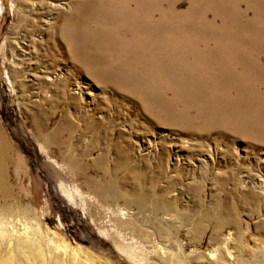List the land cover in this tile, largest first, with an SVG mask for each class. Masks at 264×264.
I'll list each match as a JSON object with an SVG mask.
<instances>
[{"label":"rangeland","instance_id":"1","mask_svg":"<svg viewBox=\"0 0 264 264\" xmlns=\"http://www.w3.org/2000/svg\"><path fill=\"white\" fill-rule=\"evenodd\" d=\"M1 150L0 264H264V0H0Z\"/></svg>","mask_w":264,"mask_h":264},{"label":"bare ground","instance_id":"2","mask_svg":"<svg viewBox=\"0 0 264 264\" xmlns=\"http://www.w3.org/2000/svg\"><path fill=\"white\" fill-rule=\"evenodd\" d=\"M81 8L83 7L82 5L80 6ZM77 24L78 25H76V28L77 29H75V35H76V37H79L80 36V31H81V21H77ZM98 37H101V33H100V31L98 32V35H97ZM0 158L1 157H3V153H4V151L3 150H1L0 151ZM0 167H2V165H1V162H0ZM0 232L2 233V235H3V233H5L6 232V230L5 229H0ZM13 260H9V259H4V261L2 262L3 264H9V263H11ZM19 264H22V263H19Z\"/></svg>","mask_w":264,"mask_h":264}]
</instances>
